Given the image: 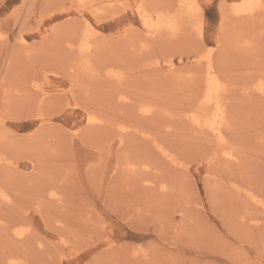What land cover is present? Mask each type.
Listing matches in <instances>:
<instances>
[{"label":"rangeland","instance_id":"374dc122","mask_svg":"<svg viewBox=\"0 0 264 264\" xmlns=\"http://www.w3.org/2000/svg\"><path fill=\"white\" fill-rule=\"evenodd\" d=\"M138 1L113 0L97 19L73 0H0V187L11 195L0 204V264H264V10L220 30L222 7L241 0H197L203 38L185 19L176 36L150 38ZM87 16L101 32L91 74L78 51ZM209 47L225 82L232 161L188 119ZM37 83L64 91L49 101ZM71 102L105 121L81 123ZM20 223L24 240L13 238Z\"/></svg>","mask_w":264,"mask_h":264},{"label":"bare ground","instance_id":"6f19581e","mask_svg":"<svg viewBox=\"0 0 264 264\" xmlns=\"http://www.w3.org/2000/svg\"><path fill=\"white\" fill-rule=\"evenodd\" d=\"M150 1L153 0H140L134 6L135 12L137 16L140 18L142 26L150 38H156L167 34L171 36H176L177 34L183 31L182 30L183 28L182 23L184 22L183 19L188 20L189 23L192 24L197 30L198 36L203 38L205 31L203 29V22L200 19V15L202 16L201 7L198 4L197 0H175V2L178 4L175 10L173 8H169L168 10H159L161 8L157 9L156 7H152L151 3L150 4L147 3ZM73 2L83 11L85 12L88 11L89 13L93 14L97 19H102L106 16H109V14L110 15L112 14L111 3H113V0L111 1L109 0L108 2L109 5L104 4L101 7H97V5L100 3L101 4L105 3V0H73ZM263 10H264V0H241L240 3L234 2L229 6L224 5L222 7V22H221L220 30H224V28L227 27L226 25L228 24V22L229 21L231 22L232 19L230 20L229 19L230 17L235 18L237 21L238 20L245 21L247 19H250V17L251 18L255 17L257 13L259 14ZM238 26L239 25L236 26V29L238 28ZM81 33H82L81 37L78 41V51L83 56L82 59L84 61L82 62L84 63L82 67L84 72L87 71L88 74H91L93 73L94 70L92 67L91 60L88 57L90 56V54L93 53L94 47L95 48L97 47V40L101 36V32L96 26V24L92 21L91 17L87 16L84 20H82ZM0 40L6 42V38L4 40L3 36L2 37L0 36ZM18 40L19 43L18 42L17 43L22 44L21 46H23L24 48L26 45L29 44L27 43L24 37H21ZM235 40L236 42L234 43L237 44L238 43L243 45L249 44L248 37L238 38L237 36ZM221 41L222 40H220L219 38V42ZM213 58H214L213 47H209L208 49L204 50V54L201 56V59L207 62V68L201 80L205 85V90L200 98L198 107L195 108L194 110H191V112L188 113L189 116L188 119L197 129H199V131L203 133L206 132L209 136H211L213 138L212 140L214 141L215 145L220 149L224 158L228 161H232L236 159L237 156L236 153H238V151L237 149H234L235 150L234 151L231 148L230 145L231 143L228 141V137L226 136L225 133L226 125H228L229 122V116L224 99V93L226 92V87H225L224 79L221 76L220 72H218ZM72 68H74V66ZM168 68L170 71L173 72V70L175 69V65L173 61H171V63L168 64ZM104 70L106 71L108 78L113 81L121 82L124 78L123 72L115 68V66L113 67V65H107L106 69L104 68ZM94 72H96V70ZM35 89L37 90L35 92L38 93L41 98H46V97L49 98L51 94L54 93V91H62V90L64 91L63 88L55 87V86H53V88L49 86V89H47L46 87H44V85L38 83L35 84ZM259 91L264 95V83L260 84ZM119 99L120 101L122 100L123 102H129L131 100V97L129 98V96L126 94H120ZM50 100L51 99L49 98V101ZM71 103L72 104H67V105H69L70 107H74L75 109H81L84 111L80 113L81 123H87L88 124L87 126H96L98 125V123H102L101 121L103 120L102 119L103 117L101 118L100 115L98 114H97L98 116L95 115L96 114L95 112H94L95 114L92 113L91 110H88V108H85V106L81 105L80 103L79 104L76 102H71ZM140 109L142 114L147 115L152 112V105L151 106L143 105V107H141ZM70 113L76 114L77 112L75 110H71ZM123 141L124 140L122 138L119 140V146L122 145ZM165 155L166 157H168V153H166ZM0 183L1 185H3L2 182ZM165 187H166L165 185L162 186L163 189H165ZM0 188H1L0 204L1 202L3 203L11 200L10 198L11 195H9V192L7 191L5 192L2 189V187ZM55 189L56 188L50 191L49 196L51 197V199L53 198L55 201H58L59 192H56L57 190ZM252 198L254 199V201H256V203L258 202V205H261L262 201L257 200L254 196ZM15 226L16 229L13 230L14 232L12 233H13V238H15L16 240H24L27 234L31 236L30 235L31 232L29 231V227H28L29 225L28 226L22 225L20 223V224H15ZM10 258H12V256ZM13 258L14 259L12 260L11 264H25V262L20 260V258L18 259L17 257H13Z\"/></svg>","mask_w":264,"mask_h":264}]
</instances>
